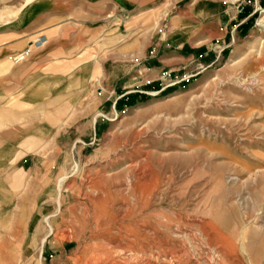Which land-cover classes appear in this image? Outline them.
I'll list each match as a JSON object with an SVG mask.
<instances>
[{"label":"rangeland","instance_id":"rangeland-1","mask_svg":"<svg viewBox=\"0 0 264 264\" xmlns=\"http://www.w3.org/2000/svg\"><path fill=\"white\" fill-rule=\"evenodd\" d=\"M111 1L113 56L18 107L0 264H264V0Z\"/></svg>","mask_w":264,"mask_h":264},{"label":"crops","instance_id":"crops-1","mask_svg":"<svg viewBox=\"0 0 264 264\" xmlns=\"http://www.w3.org/2000/svg\"><path fill=\"white\" fill-rule=\"evenodd\" d=\"M111 0H0V167L4 155L30 153L35 135L18 107L39 106L30 97L37 85L59 89L71 76L92 73V60L79 59L95 52L94 58L114 54L109 38L99 50L100 36L113 28L109 20ZM110 6H113L112 4ZM29 49L30 57L14 64L12 57ZM60 86V87H59ZM30 118V120H29ZM21 119V120H20ZM22 121L26 125L20 127ZM12 162L7 159L6 164ZM1 179V176H0Z\"/></svg>","mask_w":264,"mask_h":264},{"label":"built area","instance_id":"built-area-1","mask_svg":"<svg viewBox=\"0 0 264 264\" xmlns=\"http://www.w3.org/2000/svg\"><path fill=\"white\" fill-rule=\"evenodd\" d=\"M29 57H30V50L26 49V50H23V51L15 54L12 57V62L14 64H20V63L25 62Z\"/></svg>","mask_w":264,"mask_h":264},{"label":"bare ground","instance_id":"bare-ground-1","mask_svg":"<svg viewBox=\"0 0 264 264\" xmlns=\"http://www.w3.org/2000/svg\"><path fill=\"white\" fill-rule=\"evenodd\" d=\"M250 179V178H249Z\"/></svg>","mask_w":264,"mask_h":264}]
</instances>
